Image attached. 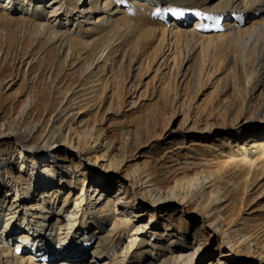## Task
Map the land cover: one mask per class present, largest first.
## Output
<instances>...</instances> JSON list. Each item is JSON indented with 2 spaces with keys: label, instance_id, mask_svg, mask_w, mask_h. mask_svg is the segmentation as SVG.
<instances>
[{
  "label": "bare ground",
  "instance_id": "obj_1",
  "mask_svg": "<svg viewBox=\"0 0 264 264\" xmlns=\"http://www.w3.org/2000/svg\"><path fill=\"white\" fill-rule=\"evenodd\" d=\"M0 264H264V0H0Z\"/></svg>",
  "mask_w": 264,
  "mask_h": 264
},
{
  "label": "rangeland",
  "instance_id": "obj_2",
  "mask_svg": "<svg viewBox=\"0 0 264 264\" xmlns=\"http://www.w3.org/2000/svg\"><path fill=\"white\" fill-rule=\"evenodd\" d=\"M156 68L154 70H150L147 75L145 77H143L142 82L140 84V86L137 88L136 91H133L132 94L135 92L134 95H132L130 98H128V105L129 103H131L133 100L134 101H138L139 97L141 96V94H143L146 90V88H148V94L143 96V98L139 101L140 103H146L148 102V96L150 94V90L152 88H158L159 87V78L161 76V73H167L168 70L167 68H162V70L157 74L155 72ZM158 75L157 79L154 81L153 78L155 77V75ZM163 75V74H162ZM182 75V74H181ZM180 75V76H181ZM212 89L209 88L208 90L203 91L204 94H208ZM204 98V96H202V99ZM178 101V98H176V102ZM126 105V107L123 108L122 111H120V113L118 114H112L111 115V120L114 121V124H119L120 121L124 122L126 120H128V117L133 114L131 111L135 109V107L132 108V106H128ZM184 116L182 115V113H178L177 116H175V119L172 123V125L170 126L172 128V130L174 131L173 133H167L165 136H163V138L161 139H155L152 140L151 143L149 145H145L142 146L140 148L139 151H137L135 154V156H133L132 159H129L128 162L125 164L127 166H129L131 163H137V162H143L144 158L141 157H148L150 159L156 158L158 157L161 153L160 149H155L154 145H158L161 147L163 146V148H167L169 147V143L173 141V139H177V143H184L183 146L187 147L189 146V142L190 141H195V143H201V144H205V143H212L214 141H216L218 138H223L224 135H226L227 130L226 128H216L214 127L212 130V134L208 135V131L205 132H201L200 130H190L193 126L192 124V120L189 119V122L181 127L180 126V122L181 120H183ZM205 122H202L199 124V127H203L202 125H204ZM180 127V128H179ZM197 128V127H196ZM175 130H177L175 132ZM214 137V138H213ZM207 139H212V140H207ZM155 149V150H154ZM72 157V156H71ZM84 162L86 163L85 159ZM127 166H125L121 171H119L118 173H116V175H118L119 177H124L126 175V169ZM115 173H111L110 175L115 176ZM106 175V174H104ZM129 180V179H127ZM179 209V208H178ZM169 212V213H168ZM171 213V214H170ZM156 214L158 215V224L161 223H168L169 224V220H171L170 217H175L176 215H184V218L186 220V222L188 224H190V233H193L194 229L196 226H199L198 229L201 227L202 225V220H201V216L199 214H190V212L182 214L181 212H179V210H172V211H167V210H158L156 212ZM148 220V216H144V222H146ZM219 234H212L211 238H210V243L208 246L209 250H214V254L217 253L218 249H219ZM31 245V244H30ZM225 251V250H224Z\"/></svg>",
  "mask_w": 264,
  "mask_h": 264
}]
</instances>
